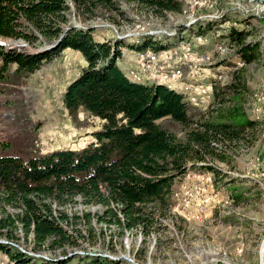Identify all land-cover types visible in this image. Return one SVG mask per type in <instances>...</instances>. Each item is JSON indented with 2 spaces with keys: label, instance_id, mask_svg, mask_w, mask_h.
<instances>
[{
  "label": "trees",
  "instance_id": "obj_1",
  "mask_svg": "<svg viewBox=\"0 0 264 264\" xmlns=\"http://www.w3.org/2000/svg\"><path fill=\"white\" fill-rule=\"evenodd\" d=\"M126 1L156 15L182 11L180 0ZM118 11L115 0H0V38L23 43L0 42V81L11 65L17 73L32 74L62 50L72 49L86 65L67 84L63 104L71 115L82 108L101 121L94 140L79 150L23 156L1 144L0 264H119L65 249L79 245L84 238L79 225L90 233L92 221L144 235L158 228L177 180L198 164L212 171L216 181L223 180L214 165L231 163L232 154L259 124L245 109L250 90L244 67L233 70L228 83L215 85L213 102L196 114L176 90L126 75L117 64L128 46L124 41L96 38L93 27L70 22L71 15L85 22ZM211 28L199 25L197 32ZM221 35L244 65L258 58L260 44L249 41L243 27H226ZM153 39L131 48L157 51L161 42ZM164 119L178 124L182 136L164 126ZM227 183L233 185L234 205L247 199L248 188L235 186V180ZM77 201L100 211L67 212V205ZM58 250L57 257L39 255Z\"/></svg>",
  "mask_w": 264,
  "mask_h": 264
},
{
  "label": "rangeland",
  "instance_id": "obj_2",
  "mask_svg": "<svg viewBox=\"0 0 264 264\" xmlns=\"http://www.w3.org/2000/svg\"><path fill=\"white\" fill-rule=\"evenodd\" d=\"M115 1L119 11L112 15L85 22L71 15L70 22L75 26L93 27L96 38L124 41L128 46L123 47V55H129L127 50L134 51L128 61L129 68L136 70L140 69L134 61L137 50L131 46L139 48L149 37L161 42L160 49L165 50L156 62L161 66H175L172 61L180 58L185 45L188 52L204 54L205 59H199L201 66L197 73L193 76L185 73L188 72L185 69L181 80H195L207 88L197 105L188 104L196 114L205 112L213 102L215 85L228 83L233 70L244 67L250 90L245 109L259 124L232 154L231 163L214 165L224 174L223 180L216 181L213 172L201 169L199 164L177 180L171 207L160 219L158 228L144 235L138 230L121 232L113 226L105 227L92 221L90 233L84 225H79L84 238L78 241V246L66 247L65 251L101 255L118 260L119 264H261L264 242V0H217L214 6H206L208 9L190 0H180L181 12L162 15L133 2ZM199 25L212 28L199 33ZM229 26L243 27L249 32L248 40L260 44V54L253 63L244 65L233 54L230 43L221 35ZM0 42L6 46L23 44L4 38H0ZM171 47L175 48L169 51ZM85 65L80 53L72 49L62 50L32 74L17 73L11 65L0 81V146L6 144L4 147L10 153L31 156L63 149L79 150L91 143L101 121L82 108L71 115L62 101L67 84ZM170 67L165 71H170ZM140 83L154 84L147 79ZM175 90L182 93L179 87ZM160 122L182 136L178 124L168 119ZM230 180H235V186L249 190L247 199L237 205L230 198L229 190L233 185L225 184ZM66 211L81 215L98 212L100 207L85 206L77 201L67 205ZM17 245L21 249L25 247ZM39 255L57 257L61 251H40Z\"/></svg>",
  "mask_w": 264,
  "mask_h": 264
},
{
  "label": "bare ground",
  "instance_id": "obj_3",
  "mask_svg": "<svg viewBox=\"0 0 264 264\" xmlns=\"http://www.w3.org/2000/svg\"><path fill=\"white\" fill-rule=\"evenodd\" d=\"M193 3H195L196 5H199L201 7L202 6H205V7L206 6L207 7L210 6V7H212V6H214L217 3V0H209L208 4H205L202 1H195ZM198 39H199L198 41H200L202 38L199 36ZM174 48L175 47H171L168 50L172 51V50H174ZM164 51H165L164 49H162V50L160 49V50H157V51H154V50H151V49L137 50L136 56L138 55L139 59H146V58H148V56L153 55L155 63L156 62L158 63V59L162 56V53H164ZM200 56H202L200 60L203 61L205 59V55L202 54ZM201 61H199V66H201ZM163 65L165 66V70H166V67H170V65L169 66L165 65V64H163ZM138 66L140 68L138 70H136L135 68L128 69L127 76L130 79H132L134 81H138V82L147 79L148 81H153L154 84H164L168 88L174 89V90H175L176 87H179L182 90L181 94H182L183 100L186 103L191 104V106L193 105V107H194V105H197L199 103V99L201 98V96L204 97L205 94H206V89H202V92L198 90V88H206V87L203 84H201L199 82H196L195 80H194L195 82L189 80L191 82L190 83L187 80H185V78H184V80L187 81V82H184V80H183V82H181L182 77L184 76V70L186 69L187 71H190V62H183L180 65V67L172 66V67H170V71H165V70L159 71V77L157 75H151L150 73L147 72V64H139ZM162 78H167V79H162Z\"/></svg>",
  "mask_w": 264,
  "mask_h": 264
},
{
  "label": "built area",
  "instance_id": "obj_4",
  "mask_svg": "<svg viewBox=\"0 0 264 264\" xmlns=\"http://www.w3.org/2000/svg\"><path fill=\"white\" fill-rule=\"evenodd\" d=\"M192 3L195 1H202L205 4L209 3V0H191ZM182 55L177 58L176 61H172L175 66L180 67V62H190V71L185 72V73H192L194 74L197 73V71L200 69L199 66V59H201L202 56L197 55L194 52H188L187 47L184 46V53H181ZM134 61L139 64H147V72L150 73L151 75H157L159 77V70H165V66H161V64H156L155 60L153 58V55L148 56L146 59H139L138 55L134 57ZM159 65V66H157ZM177 76V75H176ZM162 79H167V78H162ZM202 89H207V88H198L199 91L202 92Z\"/></svg>",
  "mask_w": 264,
  "mask_h": 264
},
{
  "label": "crops",
  "instance_id": "obj_5",
  "mask_svg": "<svg viewBox=\"0 0 264 264\" xmlns=\"http://www.w3.org/2000/svg\"><path fill=\"white\" fill-rule=\"evenodd\" d=\"M127 53L129 54V55H127V56H124L123 55V52H122V56L123 57H121L117 62H118V65H119V67L126 73V75H127V69L129 68V61H128V57H131L132 56V54H134V51H128L127 50ZM130 69V68H129ZM127 70V71H126Z\"/></svg>",
  "mask_w": 264,
  "mask_h": 264
},
{
  "label": "water",
  "instance_id": "obj_6",
  "mask_svg": "<svg viewBox=\"0 0 264 264\" xmlns=\"http://www.w3.org/2000/svg\"><path fill=\"white\" fill-rule=\"evenodd\" d=\"M260 261H261V264H264V242H263V246H262V250H261Z\"/></svg>",
  "mask_w": 264,
  "mask_h": 264
}]
</instances>
